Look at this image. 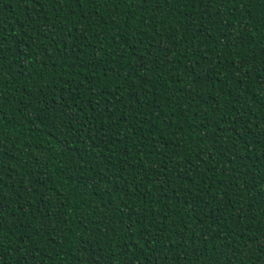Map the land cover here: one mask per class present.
<instances>
[{"label": "trees", "instance_id": "obj_1", "mask_svg": "<svg viewBox=\"0 0 264 264\" xmlns=\"http://www.w3.org/2000/svg\"><path fill=\"white\" fill-rule=\"evenodd\" d=\"M0 264H264V0H0Z\"/></svg>", "mask_w": 264, "mask_h": 264}, {"label": "snow or ice", "instance_id": "obj_2", "mask_svg": "<svg viewBox=\"0 0 264 264\" xmlns=\"http://www.w3.org/2000/svg\"><path fill=\"white\" fill-rule=\"evenodd\" d=\"M246 30V29H245Z\"/></svg>", "mask_w": 264, "mask_h": 264}]
</instances>
